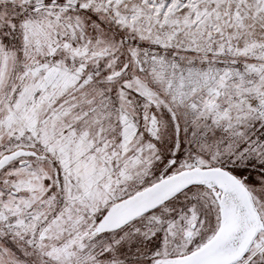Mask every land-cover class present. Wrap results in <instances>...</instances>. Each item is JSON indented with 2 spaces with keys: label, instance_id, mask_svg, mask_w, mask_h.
Masks as SVG:
<instances>
[{
  "label": "snow or ice",
  "instance_id": "obj_1",
  "mask_svg": "<svg viewBox=\"0 0 264 264\" xmlns=\"http://www.w3.org/2000/svg\"><path fill=\"white\" fill-rule=\"evenodd\" d=\"M0 264H264V0H0Z\"/></svg>",
  "mask_w": 264,
  "mask_h": 264
}]
</instances>
